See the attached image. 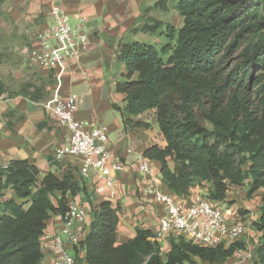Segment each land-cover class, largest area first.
<instances>
[{"label": "trees", "instance_id": "trees-1", "mask_svg": "<svg viewBox=\"0 0 264 264\" xmlns=\"http://www.w3.org/2000/svg\"><path fill=\"white\" fill-rule=\"evenodd\" d=\"M153 8L167 5L158 0ZM174 8L180 26L149 16L131 28V34L154 39L122 43L115 91L123 94L124 105L111 108L124 129L149 128L133 117L152 111L163 144H150L142 156L160 164L166 190L188 196L206 183L207 198L218 203L227 200L230 187L246 185V196L264 195V0H175ZM43 89L42 84L21 94L41 102ZM73 168L41 176L26 159L0 166V264H44L47 220L65 215L67 195L86 193ZM261 200L253 226L262 234L251 264H264ZM120 210L108 200L91 207L88 229L72 246L77 264L79 251L86 264H214L241 247L237 242L207 247L172 236L162 254L153 232L142 227L117 244Z\"/></svg>", "mask_w": 264, "mask_h": 264}, {"label": "crops", "instance_id": "crops-1", "mask_svg": "<svg viewBox=\"0 0 264 264\" xmlns=\"http://www.w3.org/2000/svg\"><path fill=\"white\" fill-rule=\"evenodd\" d=\"M27 1L32 4L35 13H40L44 6L59 3L75 22L82 19L86 24L89 43L83 49L79 60L68 65L59 83L55 80L54 72L40 69L43 77L51 76L50 82L43 85L49 90L50 96L54 92H58L61 96L76 92L78 102L75 116L107 125L109 130L107 146L114 153L115 158L123 164V169L116 174V186L112 198L106 194H95L90 184H85V194H77L74 197L67 195L69 203L74 202L87 209L85 220L81 224V235L87 231L92 220L91 207L102 200L110 201L113 206L118 204L121 209L115 235L117 244L132 238L136 227L154 231L161 208L149 195L141 192L148 178L143 177L139 171V157L142 156L145 147L152 143L162 145L163 141L157 137V141L153 142L154 133L157 131L150 127L124 129L119 112L112 109L111 104L119 107L124 105L123 94L115 91V83L123 68L118 61L122 43L138 38L151 39L147 35L146 38L141 36L142 33L129 34L139 14L138 7L144 3H148V7H153L158 0L154 3H152L153 0ZM134 10L135 14H133ZM31 45L34 43L31 42ZM118 63V72L115 73L112 67L113 64ZM49 73L51 75H48ZM33 87L30 86L28 91H32ZM146 113L135 116L133 119L140 117L149 122L148 118L144 117ZM65 136L66 131L59 127L55 119L43 108L42 102L32 101L21 93L10 97L0 95V166L7 165L11 160L26 159L37 166L41 176L47 172L60 176L69 165L77 171L79 159L76 157H67L60 162L53 161V152L56 147L64 143ZM149 161L152 168L149 178L155 185L166 189L160 174V164L155 160ZM76 177H78L77 174ZM197 188H199L197 185L191 188L189 195L195 193ZM257 193L260 191L252 195ZM226 197L228 200V194ZM261 204L262 200L258 208L254 204L244 206L246 209L255 210V215L251 212L248 214L247 221L244 220L249 225V231L242 239L236 241L241 246L239 248L251 246L250 234L254 233L255 228L250 227V224L259 216ZM62 226V217L59 214H52L47 220L41 237L44 264H51L53 260L49 245ZM67 249L73 254L72 246L67 244ZM235 251L226 261L214 264H236ZM76 259L79 264H86L84 252L79 251ZM201 264L207 263L201 262Z\"/></svg>", "mask_w": 264, "mask_h": 264}, {"label": "built area", "instance_id": "built-area-1", "mask_svg": "<svg viewBox=\"0 0 264 264\" xmlns=\"http://www.w3.org/2000/svg\"><path fill=\"white\" fill-rule=\"evenodd\" d=\"M33 43L30 49H24L27 57L40 69L54 72L55 80L59 83L68 65L79 60L89 43V34L82 19L71 24L63 6L53 3ZM77 102L76 93L61 96L58 92L42 102L43 108L66 131L64 143L53 152V161L60 162L67 157L78 158L77 171L82 181L90 184L95 194H106L112 198L116 174L123 169V164L107 146V125L77 118ZM139 158V171L143 177L148 178L141 192L149 195L161 208L156 229L152 231V239L159 244L160 253L168 251L170 237L184 238L181 234L188 236L185 240L207 247L227 245L241 239L245 232L243 222L229 221L218 202L198 192L181 198L162 189L149 178L152 170L149 159L143 156ZM86 214V207L74 202L68 204V210L62 217L63 226L49 245L53 253L51 264H77L73 254L68 252L67 244H78ZM257 244L256 241L252 248H237L236 264H251Z\"/></svg>", "mask_w": 264, "mask_h": 264}, {"label": "rangeland", "instance_id": "rangeland-1", "mask_svg": "<svg viewBox=\"0 0 264 264\" xmlns=\"http://www.w3.org/2000/svg\"><path fill=\"white\" fill-rule=\"evenodd\" d=\"M155 1L153 0L152 3ZM164 1L167 5L166 10L148 7V3L141 4L137 11L139 14L136 16L132 27H140L146 17L149 16L158 18L163 22H170L175 26H180L181 17L174 8L175 0ZM49 8L50 5L44 6L40 13H35L32 4L27 0H0V95L3 94L10 97L14 94L25 92L30 86H40L50 82L51 76L43 77L40 68L33 65L24 52V48L30 49L31 42L35 41V35L44 24ZM135 13L136 11L134 10L133 14ZM69 19L71 24H75V20L72 17H69ZM130 30L129 34H131ZM141 36L147 37L142 34ZM119 63L117 65L113 64L112 69L114 68L115 73L118 72ZM232 63H235L234 58ZM229 68L227 67L226 70ZM48 75H51V73ZM49 93V90L44 87L41 92L43 96L41 102L48 99ZM194 111L197 115L201 116L198 106H194ZM144 117L148 118L150 128L157 131L155 132L156 134L154 133L153 138V142H156L157 137H161L158 134V127L153 120L152 111L147 112ZM208 187L209 185L205 183L197 188V192L208 197ZM227 194L228 200L219 202V206L229 221L243 222L245 226L244 236L249 231V225L244 220L249 218L248 214L251 212L255 215V210L246 209L244 206L254 204L258 208L257 206L264 195L257 193L250 197L246 196V185L233 187V189L230 187ZM257 219L258 217L255 220ZM253 223L251 222L250 227H254ZM261 234V231L255 228L254 233L250 234L251 246L249 248H252L253 244L260 240ZM181 235L185 239H188V236Z\"/></svg>", "mask_w": 264, "mask_h": 264}]
</instances>
